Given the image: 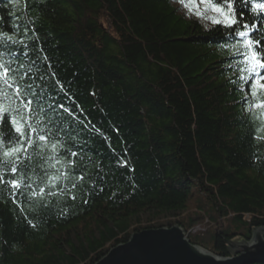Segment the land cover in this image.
<instances>
[{"label":"trees","instance_id":"16d2710c","mask_svg":"<svg viewBox=\"0 0 264 264\" xmlns=\"http://www.w3.org/2000/svg\"><path fill=\"white\" fill-rule=\"evenodd\" d=\"M180 1L0 0V34L15 37L0 57L34 61L24 82L55 109L39 125L48 143L5 177L26 195L0 184V264H93L132 232L175 223L227 256L229 240L264 226V109L246 107L220 26ZM235 7L264 28V12ZM41 187L55 195H31ZM203 219L226 222L207 238L191 232Z\"/></svg>","mask_w":264,"mask_h":264},{"label":"snow or ice","instance_id":"6c2138e0","mask_svg":"<svg viewBox=\"0 0 264 264\" xmlns=\"http://www.w3.org/2000/svg\"><path fill=\"white\" fill-rule=\"evenodd\" d=\"M236 3L237 0H198V3L193 0L186 7L198 18L220 26L217 29L220 33L217 39L228 41L221 43L220 47L232 52L233 63L229 64V67L237 69L240 73L238 77L240 87L248 89L244 97L246 107L249 110L264 109V98L256 99L259 93L264 92V28L258 30L255 21L245 20L243 11L237 15ZM239 3L245 7L250 6L253 14L264 12V0H239ZM200 4L203 5V11L200 10ZM207 13L212 15L209 16ZM9 41L15 42L14 35L0 34V44L6 45ZM237 57L239 59H235ZM13 63L12 60L6 61L0 57V184L10 185L15 195H26L20 190L23 185L22 179L5 177L20 173V167L27 159L29 148H42L48 143L50 130L47 128L42 130L39 125L42 123L41 118L47 119L48 111L55 109L52 106L47 110L44 108V97L41 91L36 90L38 85L24 82L35 62H31L27 68L23 64L12 67ZM21 69L25 70L21 72ZM60 87L63 90V86ZM250 98L255 99V103H250ZM59 107L63 108L64 105L61 104ZM60 147L62 145L59 140L51 144L54 152ZM65 151L70 156H77L76 152H68L67 149ZM21 154L25 156L22 158ZM49 159L60 163L59 154ZM69 168L71 172L62 173L66 180L75 174L74 162L69 161ZM59 178L50 177L49 180ZM79 179H83V176ZM72 187L75 188L76 184L73 183ZM38 194L55 195L48 192L46 187L39 188L38 192H31L32 196Z\"/></svg>","mask_w":264,"mask_h":264},{"label":"water","instance_id":"95a60500","mask_svg":"<svg viewBox=\"0 0 264 264\" xmlns=\"http://www.w3.org/2000/svg\"><path fill=\"white\" fill-rule=\"evenodd\" d=\"M230 255L192 242L179 223L143 228L130 234L93 264H248L264 262V226L250 240H229Z\"/></svg>","mask_w":264,"mask_h":264},{"label":"rangeland","instance_id":"374dc122","mask_svg":"<svg viewBox=\"0 0 264 264\" xmlns=\"http://www.w3.org/2000/svg\"><path fill=\"white\" fill-rule=\"evenodd\" d=\"M184 1V8L183 10L185 12H187V14L189 15H193L195 17H197L194 12H191L189 11L188 7H186L187 4L189 3H192L193 0H183ZM196 2L198 3V0H196ZM200 10L203 11V5L200 4ZM207 15H212V13H207ZM198 18V17H197ZM199 22L202 23L203 25L205 26H208L209 24H212L210 23L208 20L206 19H203V18H198ZM262 118V122L264 123V117H261ZM191 207L188 208L187 211H185V213H183L182 215H180L181 218H185L187 220V216L190 215L189 212H191L190 210L194 211V209L192 207L193 206V203H190ZM226 222V219L225 221L223 222V220L221 221L218 220V222H215V223H210L209 221H207V219H203L199 222V224H196L195 226H193L191 228V232L195 233V234H204L205 237L209 238L210 234L212 231L214 230H217L219 228V226H223L224 223Z\"/></svg>","mask_w":264,"mask_h":264}]
</instances>
